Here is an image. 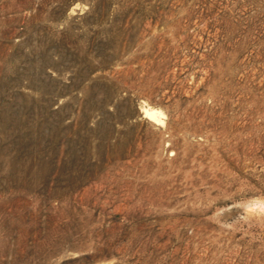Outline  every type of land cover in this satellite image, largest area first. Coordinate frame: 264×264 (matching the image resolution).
Segmentation results:
<instances>
[{
    "label": "rangeland",
    "instance_id": "374dc122",
    "mask_svg": "<svg viewBox=\"0 0 264 264\" xmlns=\"http://www.w3.org/2000/svg\"><path fill=\"white\" fill-rule=\"evenodd\" d=\"M0 264H264V0H0Z\"/></svg>",
    "mask_w": 264,
    "mask_h": 264
},
{
    "label": "bare ground",
    "instance_id": "6f19581e",
    "mask_svg": "<svg viewBox=\"0 0 264 264\" xmlns=\"http://www.w3.org/2000/svg\"><path fill=\"white\" fill-rule=\"evenodd\" d=\"M148 108V107H147ZM146 113L148 114V115H150V116H152V115H154L155 113H154V110H149V109H146ZM153 117V116H152ZM157 117V116H156Z\"/></svg>",
    "mask_w": 264,
    "mask_h": 264
}]
</instances>
